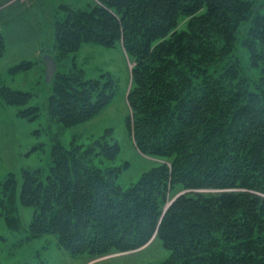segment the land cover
<instances>
[{"label":"trees","instance_id":"trees-1","mask_svg":"<svg viewBox=\"0 0 264 264\" xmlns=\"http://www.w3.org/2000/svg\"><path fill=\"white\" fill-rule=\"evenodd\" d=\"M63 8L54 39L41 48L58 64L49 116L72 128L105 110L116 94L112 76L87 78L75 55L85 44L121 45L133 64L128 132L142 154L163 163L124 187L129 164L117 165L121 146L108 134L87 146L77 139L66 146L54 134L48 173L24 169L20 185L13 173L0 179L7 225L22 228L21 204L36 209L27 238L54 235L72 256L135 251L158 239L170 256L149 264H264V0H95L89 9ZM31 97L0 87L6 104ZM178 192L185 193L167 206Z\"/></svg>","mask_w":264,"mask_h":264},{"label":"rangeland","instance_id":"rangeland-1","mask_svg":"<svg viewBox=\"0 0 264 264\" xmlns=\"http://www.w3.org/2000/svg\"><path fill=\"white\" fill-rule=\"evenodd\" d=\"M94 1L0 0V29L6 39V52L0 55V87L7 85L32 93L29 102L20 106L6 104L0 98V179L13 173L20 185L24 169H42L48 173L52 136L57 133L66 146H70L74 139L78 144L87 146L107 134L108 138H112L111 143L118 142L121 155L117 165L129 164L119 180L124 187L136 183L145 172L163 163V159L142 154L128 132L126 121L130 107L127 96L132 83L133 64L121 45L108 49L85 44L75 55L78 66L85 70L87 78L105 80V77H101L105 73L112 76L116 94L105 110L90 121L72 128H65L52 120L46 110L53 87L46 80L42 45L54 39L52 24L54 19L64 14L63 6L89 9ZM24 61L34 62L33 67L19 72L11 71L12 67ZM35 106L41 107L37 118L20 115V111ZM184 193L174 194L167 206ZM35 212L34 207L19 204L22 228L18 230H12L5 216L0 214L2 264H149L161 262L170 256L158 239L135 251L112 252L98 257L72 256L58 245L54 235L31 240L27 238V229Z\"/></svg>","mask_w":264,"mask_h":264},{"label":"water","instance_id":"water-1","mask_svg":"<svg viewBox=\"0 0 264 264\" xmlns=\"http://www.w3.org/2000/svg\"><path fill=\"white\" fill-rule=\"evenodd\" d=\"M43 61L45 62L47 83H52V81H53V79L57 73V70H58L57 61L50 54H45L43 56Z\"/></svg>","mask_w":264,"mask_h":264}]
</instances>
